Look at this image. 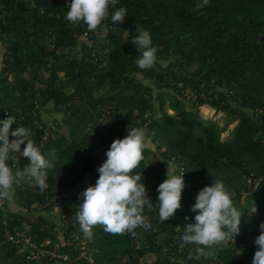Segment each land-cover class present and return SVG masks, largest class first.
<instances>
[{
    "label": "trees",
    "instance_id": "16d2710c",
    "mask_svg": "<svg viewBox=\"0 0 264 264\" xmlns=\"http://www.w3.org/2000/svg\"><path fill=\"white\" fill-rule=\"evenodd\" d=\"M70 3L0 0V120L14 116L11 128L30 130L36 145L47 131L40 149L53 164L43 192L22 181L11 191L17 210L7 202L0 209V264H252L264 222V0H210L199 11L197 0H118L115 8L127 16L118 24L109 16L103 39L100 29L88 32L82 22L65 19ZM145 30L157 48L151 69L136 66L140 53L129 41ZM201 106L222 112L225 123L202 118ZM132 128L146 133L144 159L132 174L141 173L153 202L144 209L152 227L133 236L95 226L86 236L75 218L79 194L95 184L113 139ZM28 163L18 157L19 165ZM167 169L169 175L185 171L186 186L182 207L161 223L157 187ZM254 179H260L255 188ZM214 181L232 193L243 214L241 232L197 260L190 258L196 246L180 247V236L195 222L197 193ZM26 227L30 242L47 241L46 248L67 260H37L30 246L5 240L6 230ZM80 246L91 261L79 257ZM149 254L155 259L144 261Z\"/></svg>",
    "mask_w": 264,
    "mask_h": 264
},
{
    "label": "clouds",
    "instance_id": "9594fccd",
    "mask_svg": "<svg viewBox=\"0 0 264 264\" xmlns=\"http://www.w3.org/2000/svg\"><path fill=\"white\" fill-rule=\"evenodd\" d=\"M117 3L118 0H71L65 19L76 25L82 22L88 32L100 29L98 38L103 39L108 35V27L104 22L109 16L112 24L123 23L127 16L125 8H115ZM209 3L210 0H197L194 10L199 11ZM110 7L115 9L111 14ZM138 33L131 40L140 53L135 64L140 69H151L157 61V48L152 46L148 31ZM13 123L15 117L11 115L0 120V193L14 191V186L25 180L34 182L43 192L48 186L47 170L53 164L29 138L30 130L23 126L12 129ZM9 135L13 139L10 140ZM145 136V130L132 128L122 139H113L106 151L107 159L97 168L99 176L95 184L88 185L79 194L81 203L77 205L75 218L86 236L91 235L95 226H101L110 235L130 233L133 236L137 228L148 230L152 227L144 215V209L151 210L153 202L141 182V173L132 174L144 159ZM22 144L24 147L21 149ZM50 155H55L54 150H50ZM21 156L29 161L22 170L17 167L18 157ZM8 161H12V164L9 165ZM12 166H15V171ZM184 172L169 175L167 169L165 179L157 187L156 208L161 223L173 218L182 207V190L186 186ZM249 209L251 213L256 212L255 205ZM191 211L196 213L195 222L186 224L180 236V247L188 244L196 246V254L192 256L190 253V258L199 260L201 257L213 256L211 251L205 249L223 246L229 241L234 243V237L241 232L243 214L234 206L232 193L226 190L221 181L201 188ZM259 227L261 232L254 241L258 248L254 252L252 264H264V222Z\"/></svg>",
    "mask_w": 264,
    "mask_h": 264
},
{
    "label": "built area",
    "instance_id": "2783aa9c",
    "mask_svg": "<svg viewBox=\"0 0 264 264\" xmlns=\"http://www.w3.org/2000/svg\"><path fill=\"white\" fill-rule=\"evenodd\" d=\"M47 136H48V132L45 131L43 138L39 141L38 145H36L39 149H40L43 141L46 140ZM40 151H41V149H40ZM26 165L27 164L21 166V165L17 164V167L22 170L24 168V166H26ZM12 167H13V170H16L15 166H12ZM259 182H260V179H254V181H253L254 188L258 185ZM5 202H6L5 199L3 197H0V209H3ZM22 210L26 211L25 208H22ZM28 230H29L28 227H26L25 229H22V230L15 231L14 233H12L9 230H6L4 233V238L6 241L12 242L16 245L30 246L31 257L34 259L39 260V259H41V257H48L50 259H55V258L61 259L62 261L67 260L66 254L58 255L55 251L49 250L48 248H46V245L48 244L47 241L43 244H40V245H36V244H33L32 242H30V236L27 233ZM77 236H78V234H75L73 236V238H76ZM59 240H60V243L62 244L63 241H62V235L61 234L59 235ZM79 257H84V258H87L88 260H90L88 254H87V252L83 246H80Z\"/></svg>",
    "mask_w": 264,
    "mask_h": 264
},
{
    "label": "rangeland",
    "instance_id": "374dc122",
    "mask_svg": "<svg viewBox=\"0 0 264 264\" xmlns=\"http://www.w3.org/2000/svg\"><path fill=\"white\" fill-rule=\"evenodd\" d=\"M132 39H129V41L131 42ZM2 52V49L0 48V53ZM172 113V111H169ZM200 114L202 116V118L204 119H210L215 121L219 126H222L225 123V116L222 112H218V111H214V109L209 108L207 106H201L200 107ZM53 118H55L57 121H59L61 119V115L60 114H55L53 113ZM43 118L49 122L52 121V116L50 115V113H43ZM228 135V132L225 131L221 134V138L224 139L226 138ZM81 185V184H80ZM58 212H54V215L57 214ZM257 214V211L255 213H251L249 214L250 218H253L255 215ZM155 256L152 254H149L146 259H143L144 261H148V260H154Z\"/></svg>",
    "mask_w": 264,
    "mask_h": 264
},
{
    "label": "crops",
    "instance_id": "0c3cea01",
    "mask_svg": "<svg viewBox=\"0 0 264 264\" xmlns=\"http://www.w3.org/2000/svg\"><path fill=\"white\" fill-rule=\"evenodd\" d=\"M210 108V107H209ZM3 195L6 199H7V203H8V207L9 209H14V210H17L16 208V204H15V201L12 197V194L11 192H8V193H0V196Z\"/></svg>",
    "mask_w": 264,
    "mask_h": 264
},
{
    "label": "water",
    "instance_id": "95a60500",
    "mask_svg": "<svg viewBox=\"0 0 264 264\" xmlns=\"http://www.w3.org/2000/svg\"><path fill=\"white\" fill-rule=\"evenodd\" d=\"M259 43L264 45V41H263V37L262 36H260Z\"/></svg>",
    "mask_w": 264,
    "mask_h": 264
}]
</instances>
